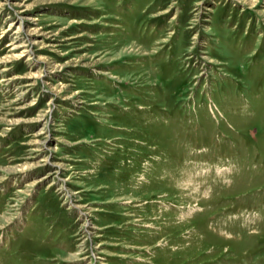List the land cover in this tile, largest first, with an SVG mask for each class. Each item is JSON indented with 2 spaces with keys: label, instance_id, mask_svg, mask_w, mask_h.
<instances>
[{
  "label": "rangeland",
  "instance_id": "rangeland-1",
  "mask_svg": "<svg viewBox=\"0 0 264 264\" xmlns=\"http://www.w3.org/2000/svg\"><path fill=\"white\" fill-rule=\"evenodd\" d=\"M0 264H264V0H0Z\"/></svg>",
  "mask_w": 264,
  "mask_h": 264
},
{
  "label": "bare ground",
  "instance_id": "bare-ground-1",
  "mask_svg": "<svg viewBox=\"0 0 264 264\" xmlns=\"http://www.w3.org/2000/svg\"><path fill=\"white\" fill-rule=\"evenodd\" d=\"M23 52V51H22Z\"/></svg>",
  "mask_w": 264,
  "mask_h": 264
}]
</instances>
